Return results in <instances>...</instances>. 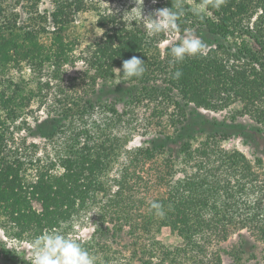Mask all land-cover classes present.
Wrapping results in <instances>:
<instances>
[{
  "label": "trees",
  "instance_id": "obj_1",
  "mask_svg": "<svg viewBox=\"0 0 264 264\" xmlns=\"http://www.w3.org/2000/svg\"><path fill=\"white\" fill-rule=\"evenodd\" d=\"M164 1L167 8L182 10L177 21L181 35L188 28L198 31L206 46L201 54L176 63L172 46L151 50L154 41L149 34L114 24L76 56L73 51L79 39L73 35L70 15L84 9V0H55L50 45L41 41L36 28L18 25L0 0V216L17 237L33 242L54 229L69 236L95 210L92 218L97 225L90 237L74 239L98 264H130L122 262V251L112 250L104 239L125 233L133 238L130 257L144 264H185V256L207 257L211 245L236 232L242 236L243 229L264 243V180L259 171L264 159L253 161L239 149L221 145L235 132L242 137L248 132L192 129L194 115L204 123L219 124L198 108L218 111L239 100L264 134V0H195L206 12L192 9L184 0ZM108 22L103 19L100 26ZM133 56L145 62L146 71L132 78L120 74L134 85V98L173 105L171 134H157L128 148L130 136L113 129L124 121L115 104L117 97L105 103L74 99L67 93L64 102L58 100L63 110L36 124L46 141L44 148L28 142L26 136H16L25 127L33 133L25 116L30 115L38 93L28 91L24 79L7 75L11 69L27 64L36 74L49 62L52 78L63 80L64 66L83 59L88 64L85 75L97 84L111 78L115 68L122 69L123 61ZM177 70L182 73L178 79L174 78ZM162 72L166 76L161 82L155 80ZM190 105L196 110L189 112ZM97 107L115 117H93ZM147 164H156L154 176L144 174ZM117 165L121 166L118 172L114 171ZM151 182L159 187L155 195L149 194ZM152 202L162 205L163 216L151 208ZM162 218L184 240L183 245L170 247L151 236L153 225ZM245 245L243 239L232 252L235 264H243ZM0 258L31 264L2 242ZM217 261L220 264V254Z\"/></svg>",
  "mask_w": 264,
  "mask_h": 264
},
{
  "label": "rangeland",
  "instance_id": "obj_2",
  "mask_svg": "<svg viewBox=\"0 0 264 264\" xmlns=\"http://www.w3.org/2000/svg\"><path fill=\"white\" fill-rule=\"evenodd\" d=\"M84 3L83 10L70 15L74 17V22L71 25L72 30H76L72 33L79 39V44L73 51L76 56L80 55L87 45L100 40L104 36L103 34L107 30V27L114 24L149 34L154 41V46L151 50L158 46L164 51L166 46H173L179 43L180 38L183 36L178 29L156 34H152L146 30V22L142 21L140 16V8L143 6L142 17L146 18L155 13L156 10L166 8L164 0H143V5L142 0H137L139 7H137L136 0H84ZM183 3L188 4L194 10L206 12L204 6L195 0H184ZM2 7L10 16L15 18L18 25L26 28L34 27L40 31L41 41L50 45L52 40V34L50 32L54 29L51 12L56 8L55 0H41L37 3L31 0H3ZM208 15L210 16L209 13ZM255 18L256 16L252 18L251 24ZM103 19H108L109 22L104 26H100V22ZM186 30H191L196 36L198 35V31L195 29L188 28ZM87 67L88 64L86 61L76 58L73 63L69 62L64 66L63 80H54L52 78V68L49 62L45 64L41 72H36V74L31 71V67L27 64H23L19 68L11 69L7 75L12 76L15 80L24 79L28 91L31 89L38 93V96L33 99L30 115L25 116L29 127L33 129V133L31 132V134L29 129L25 127V129L17 132L16 136L18 138L26 136L28 142H37L44 148L46 141L41 137L40 130L35 128L36 124L40 120L56 115V113L62 111L63 105L58 100L62 99L64 102L67 93L72 94L74 99L82 98L84 100L91 98L95 102L103 101L105 103L111 102L114 96V98L117 97L115 104L119 112L123 115L124 121L118 123L113 129L117 133H126L130 136L128 148L141 145L145 139L151 136L160 135L161 133L171 134L173 132V127L170 124L176 116V109L172 104H159L155 101L150 102L148 100L145 101V99L143 101L142 99L134 98V93H136L133 87L134 85L121 76L117 70L119 67L115 68L114 75L111 78L106 81L99 80L97 84H94L85 75V71L88 69ZM165 76L166 73L162 72V74L155 77V80L161 82V79ZM72 77H76L73 82H71ZM156 94L161 95V90H158ZM243 106L242 101L235 100L224 109L218 111L198 108L204 116L210 118L211 121H218L219 124L204 123L201 120L202 118L194 115L195 121L192 129H196L197 133L211 127L218 130H245L248 132L246 133V137H242L235 132L234 135L221 141V145L226 149L237 148L253 161L257 157L264 159V134L258 131L260 125L257 124L248 112H244ZM188 109L189 112H193L196 110V107L190 105ZM93 113V117L98 119L104 118L109 120L115 117L110 110L103 109L102 107H97ZM222 123H226L227 126H222ZM238 126L240 127L236 128ZM42 131L47 130L43 129ZM199 136L201 135L199 134ZM50 149L51 147H48V150ZM122 159H126L125 155ZM120 167V165H117L114 171L118 172ZM147 167L144 174L146 176L149 175V177L154 176L156 164H147ZM259 171L264 180V165L259 168ZM181 175V173L178 174V176ZM158 189L159 187L151 182L149 194L155 195ZM94 216L95 210L90 211L87 218L75 225L69 237L72 239L78 238L79 236L85 239L89 238L94 227L97 225L93 221L92 217ZM4 222L5 219L0 216V242L16 251L20 257L31 261L32 242L27 238L17 237L14 232L10 231L8 224ZM151 231L152 237H156L170 247L184 244V240L180 235L171 229L167 219H159L153 225ZM241 233L242 236L239 235V232H236L226 241L215 242L207 251V257L205 255H199L196 259H191L185 256L183 257V261L185 264H219L217 254H220V264H235V257L232 252L234 249L240 247L243 239H246V245L243 246L246 248V251L242 254L241 262L243 264H264V243L257 238V235H252L246 229H243ZM104 239L109 241L108 243L112 250L122 251V258H124L122 262L127 261L130 264H144L138 258L130 257L129 251L132 248L130 245L133 241L132 236L125 233L120 237L112 238L106 236ZM0 264L14 263L0 258Z\"/></svg>",
  "mask_w": 264,
  "mask_h": 264
},
{
  "label": "clouds",
  "instance_id": "obj_3",
  "mask_svg": "<svg viewBox=\"0 0 264 264\" xmlns=\"http://www.w3.org/2000/svg\"><path fill=\"white\" fill-rule=\"evenodd\" d=\"M136 4L139 7L137 0ZM142 9L143 6L140 8L141 19L146 22V30L152 34L177 30V21L183 14L182 10L174 11L173 8L166 7L156 10L155 13L145 18L142 17ZM205 47L203 41L194 32L186 30L179 43L171 47V55L174 57V62L179 63L186 57L201 54ZM117 70L128 78L140 77L146 71L145 62L133 56L124 60L122 69ZM181 75L182 73L177 70L174 78L178 79ZM151 208L156 210L157 215H164L160 203L152 202ZM31 255V264H98L97 258L92 253L78 240L67 236L61 229L49 230L36 237L32 242Z\"/></svg>",
  "mask_w": 264,
  "mask_h": 264
}]
</instances>
